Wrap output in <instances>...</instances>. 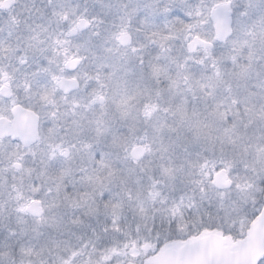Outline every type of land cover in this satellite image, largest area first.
I'll list each match as a JSON object with an SVG mask.
<instances>
[{
    "label": "snow or ice",
    "instance_id": "1",
    "mask_svg": "<svg viewBox=\"0 0 264 264\" xmlns=\"http://www.w3.org/2000/svg\"><path fill=\"white\" fill-rule=\"evenodd\" d=\"M0 264H264V0H0Z\"/></svg>",
    "mask_w": 264,
    "mask_h": 264
}]
</instances>
